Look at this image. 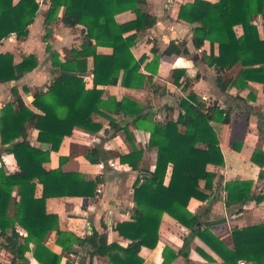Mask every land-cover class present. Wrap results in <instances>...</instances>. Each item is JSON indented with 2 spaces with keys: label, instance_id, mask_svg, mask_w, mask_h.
Wrapping results in <instances>:
<instances>
[{
  "label": "trees",
  "instance_id": "obj_1",
  "mask_svg": "<svg viewBox=\"0 0 264 264\" xmlns=\"http://www.w3.org/2000/svg\"><path fill=\"white\" fill-rule=\"evenodd\" d=\"M141 2L48 0L43 41H48L51 35L48 25L58 21L61 8L63 15L60 21L70 27H81L84 36L80 48L71 49V59H61L60 54L46 44L57 75L45 90L32 93L31 103L40 113L25 105L22 94L29 92L25 86L21 90L18 86H12L11 99L0 108L1 151L11 153L17 165L12 172H6L0 166V249L12 255L10 264H29L26 257L28 251L40 264H60L64 254L75 253L76 244L87 246L90 257H107V264H142L139 251L143 246L150 249L156 247L163 214L189 230L183 247L197 237L223 264H237L238 260L264 264V221L233 227L230 243H227L209 229L201 228L199 215L187 209L191 198L204 200L208 197L204 189L212 188L215 174L206 169L207 165L224 164L211 121L216 118L227 121L228 112L214 105H206L196 93L188 91L189 80L181 69L172 71V80L180 85L179 79L184 76L182 90L188 92L178 103L176 119L167 114L165 121L161 117L154 119L153 114L145 110V105L128 98L119 101L102 98L103 89L98 86L120 84L143 88L151 80V76L140 71L145 57L136 59L130 50L136 35L123 36L132 29H146L154 25L155 18L139 10ZM127 10L134 11L136 18L118 23L115 16ZM39 11L37 0H0V42L12 34L16 35L17 40L24 39ZM258 15L264 19V0H192L179 7L178 19L193 25L194 47L201 48L205 41H209L211 51L208 54L203 52L201 61L213 67L222 91L229 85L244 87L247 81L261 83L264 91V29L260 34L253 23ZM235 26L241 27V34L236 33ZM214 43L218 46L216 55L212 52ZM97 46L111 47L112 53L98 54ZM172 54H188V50L184 43L170 41L162 55ZM89 56L93 59L92 86L87 88L84 75ZM157 61L156 57L144 64L145 70L154 64L152 71L156 72ZM237 63L242 65L237 77L223 79L222 74ZM37 64L34 54L23 55L19 62L14 63L11 52L0 53V82L16 81ZM103 111L128 113L132 117L133 127L149 133L148 147L157 150L153 170H146L137 176L133 184L134 208L130 219L118 221L112 228L129 240L125 247L109 241L106 232H99L94 227L83 237L61 230L57 214L46 211L48 198L93 197L97 193L101 176L86 178L79 171L64 169L63 165L69 161V157L60 156L56 168L45 167L51 152L58 150L64 137L70 136L74 128L90 133L100 131L102 123L93 121L94 114L107 118L110 126L117 128L114 133L123 130L131 149L127 154L119 155V162L126 163L133 170L138 169L137 161L142 157V149L135 145L126 127L119 128L114 119ZM28 129L35 130L36 141L48 143L49 148L43 149L30 143ZM99 153V148L94 147L84 157L90 163H99L102 160ZM252 160L263 164L264 153L254 151ZM200 181H204L203 188ZM14 187H17L18 199L12 194ZM251 187V181L225 182V205L229 207L251 199L257 203L263 202L264 208V193L255 195ZM17 226L25 231V235L17 230ZM52 233L62 253L49 248L48 240ZM188 249L182 248L176 253L164 246L161 264H170L179 253L187 256ZM197 251L210 258L203 250ZM64 264L77 263L67 258Z\"/></svg>",
  "mask_w": 264,
  "mask_h": 264
},
{
  "label": "crops",
  "instance_id": "obj_2",
  "mask_svg": "<svg viewBox=\"0 0 264 264\" xmlns=\"http://www.w3.org/2000/svg\"><path fill=\"white\" fill-rule=\"evenodd\" d=\"M40 5L38 16L29 25L28 35L17 40L12 34L0 42V53L11 52L14 63L21 60L23 55L34 54L37 58V66L24 74L16 81L0 82V108L11 99L10 89L12 86H23L28 88V93L22 94L26 106L35 112L32 101V93L35 90H45L51 80L57 75L52 67L50 53L46 51L48 43L52 50L60 54L61 59H71L72 48H80L83 40L82 29L79 26L70 27L60 21L63 15V8L58 13V21L48 25L51 28V35L48 41H43L46 25L44 24L45 12L48 8V0H37ZM192 0H142L138 8L142 12L155 18V23L146 29H132L123 34L127 36L135 34L136 39L131 47L133 56L138 59L145 57L140 71L151 76V80L143 88L124 87L120 84L98 86L103 89L102 98L131 99L137 104L145 105V110L153 114V118L161 117L163 121L168 117L176 119L179 113L178 103L188 91L196 93L206 105H214L219 109L228 112V120L213 119L211 125L214 128L218 145L224 157L223 165L208 164L206 169L215 174L211 189H204L208 197L204 200L191 198L187 209L192 214L199 215L201 228H207L223 241L230 243V233L233 227H243L258 224L264 221L263 202L257 203L248 200L245 203H237L227 207L225 205L226 191L224 184L230 180L251 181L252 192L255 195L264 193V163L257 164L252 160L254 151L264 153V91L263 85L255 81H247L244 87L229 85L225 90L218 87L216 72L213 67L201 61L203 52L210 53L209 41H205L201 48H195L192 42L193 25L178 19V10L181 4ZM216 2L217 0H207ZM136 18L132 10L123 11L115 16L118 23L129 22ZM253 23L260 34L264 29V19L258 15ZM239 35L242 30L235 26ZM33 32V33H32ZM170 41L176 44H185L188 54L162 55V51ZM98 54L109 55L112 48L97 46ZM212 52L216 55L218 46L214 43ZM158 58L156 72H153L154 64L145 70L144 64ZM87 72L84 75L87 88L92 86L91 70L93 59L87 57ZM242 65L235 64L222 74L223 79L236 78ZM181 69L188 78V91L182 90L184 76L179 79L180 85L172 80V71ZM197 75V78L195 76ZM154 87V89L151 88ZM158 90H157V89ZM156 89V91H155ZM172 108V110H170ZM132 110L134 107L132 106ZM110 115L119 128H125L130 134L135 145L142 149V157L137 161V170H133L126 163L119 162V155L127 154L131 145L126 139L123 130L114 133L107 118L101 115H92L93 121L101 122L102 128L99 132L90 133L80 128H74L70 136L64 137L58 150L51 152L50 160L45 163L47 169L58 166L59 157H69V161L63 165L64 169H74L81 172L86 178L101 176L99 183L100 192L93 197H55L46 200V211L58 216V223L61 230L72 232L83 237L90 233L94 227L99 232H106L109 241L125 247L129 240L121 237L112 228L122 220H129L132 215L133 184L137 176L144 174L146 170H153L156 161V148L148 147L149 133L141 128L133 127L132 117L124 111H103ZM218 117V115H215ZM183 127H180L182 129ZM28 139L33 145H39L36 141V131L28 129ZM98 147L102 160L99 163H90L84 155L89 149ZM0 142V166L6 172L17 169L16 161L11 153L2 152ZM106 157V159H105ZM168 177H166V182ZM203 188L204 181L199 182ZM13 196L18 199L17 187L13 189ZM39 194V191H38ZM22 235L25 231L19 226L16 227ZM85 232V233H84ZM189 230L167 214L161 217L158 230V243L150 249L141 247L139 255L142 264H161L162 249L169 247L174 252L184 248L188 249V255L178 254L170 264H223L219 257L197 237L185 247L184 238ZM55 234L52 233L49 240V248L57 253H62L60 246L55 243ZM32 246V245H30ZM203 250L210 258L200 254L197 250ZM2 250L4 255H2ZM75 253L64 254L61 263L69 258L77 264H107V257L94 255L89 256L87 246L74 245ZM29 264H40L31 255L26 253ZM12 255L0 249V264H10ZM240 260L237 261V264ZM244 261V260H243ZM245 264L249 263L245 261Z\"/></svg>",
  "mask_w": 264,
  "mask_h": 264
},
{
  "label": "built area",
  "instance_id": "obj_3",
  "mask_svg": "<svg viewBox=\"0 0 264 264\" xmlns=\"http://www.w3.org/2000/svg\"><path fill=\"white\" fill-rule=\"evenodd\" d=\"M99 185H100V184L97 185V189H96V192H97V193L100 192V187H99ZM238 264H245V261L240 260V261L238 262Z\"/></svg>",
  "mask_w": 264,
  "mask_h": 264
},
{
  "label": "water",
  "instance_id": "obj_4",
  "mask_svg": "<svg viewBox=\"0 0 264 264\" xmlns=\"http://www.w3.org/2000/svg\"><path fill=\"white\" fill-rule=\"evenodd\" d=\"M40 147L43 149H48L49 148V144L48 143H41Z\"/></svg>",
  "mask_w": 264,
  "mask_h": 264
},
{
  "label": "rangeland",
  "instance_id": "obj_5",
  "mask_svg": "<svg viewBox=\"0 0 264 264\" xmlns=\"http://www.w3.org/2000/svg\"><path fill=\"white\" fill-rule=\"evenodd\" d=\"M32 33H33V32H32ZM84 233H85V232H84ZM0 241H1V238H0ZM4 254H5V253H4V251L2 250V255L5 256Z\"/></svg>",
  "mask_w": 264,
  "mask_h": 264
}]
</instances>
